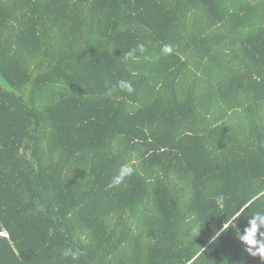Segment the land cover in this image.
<instances>
[{"label":"trees","instance_id":"trees-1","mask_svg":"<svg viewBox=\"0 0 264 264\" xmlns=\"http://www.w3.org/2000/svg\"><path fill=\"white\" fill-rule=\"evenodd\" d=\"M248 201L241 229L264 209V0H0V264H264L232 228L210 243Z\"/></svg>","mask_w":264,"mask_h":264},{"label":"clouds","instance_id":"clouds-1","mask_svg":"<svg viewBox=\"0 0 264 264\" xmlns=\"http://www.w3.org/2000/svg\"><path fill=\"white\" fill-rule=\"evenodd\" d=\"M137 50L143 54L146 51L145 45L143 43H139L136 45V48L128 50L124 53L125 60H136L138 57L136 56ZM163 52L166 54H171L173 48L170 44L164 45ZM119 88L121 91H126L131 94L135 91L131 81L128 80H120L115 86ZM113 89H109L106 92V95H111ZM135 161L121 164L118 172L115 176H113L111 180V186L116 187L124 183L126 178H130L133 176L136 168L133 166ZM215 202V210L220 213H226L227 204H226V196L224 193H220L214 197ZM253 201H248L243 206L234 208L233 214L231 218H227L226 222L219 229L214 231L210 239V243H215L221 233L226 232L229 228L234 229L236 238L238 241L244 245V250L252 257H260L264 260V209L253 211L251 215L246 217V222L241 229L237 226V221L240 220L242 215L244 216L245 208H247ZM199 231L198 225L193 226L192 232L195 233ZM200 232V231H199ZM0 235H5V233H0ZM63 257H70L73 262L79 260V258L85 255L84 250L81 248H73L69 247L62 251Z\"/></svg>","mask_w":264,"mask_h":264},{"label":"built area","instance_id":"built-area-1","mask_svg":"<svg viewBox=\"0 0 264 264\" xmlns=\"http://www.w3.org/2000/svg\"><path fill=\"white\" fill-rule=\"evenodd\" d=\"M0 233H5V235H1L3 237H8L9 236V234H8V232L6 230H2V231H0Z\"/></svg>","mask_w":264,"mask_h":264}]
</instances>
